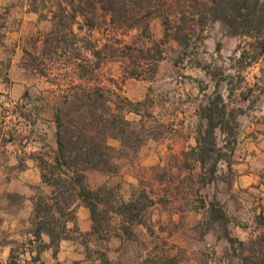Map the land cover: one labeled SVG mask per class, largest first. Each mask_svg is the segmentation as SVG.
<instances>
[{
  "label": "rangeland",
  "instance_id": "rangeland-1",
  "mask_svg": "<svg viewBox=\"0 0 264 264\" xmlns=\"http://www.w3.org/2000/svg\"><path fill=\"white\" fill-rule=\"evenodd\" d=\"M22 1L18 0L19 3ZM27 1L30 8L38 13L37 22L28 31L25 30L20 39L17 77H26L30 83L26 91L30 100L14 107L0 105V133L21 130L17 135H27V141L35 142L39 147L37 156L43 159L46 151H51L56 145L54 113L63 100L62 90H65L69 80L77 82L79 79L76 69L71 66L65 68V56L60 51L44 54V32L51 27L44 14L50 1ZM256 1L252 20L257 25L250 29V33L229 34L228 25L217 20L206 23L203 30L198 31V36H191L184 49L174 39L162 41L164 59L158 63L157 72L150 79L127 77L114 61H107L94 70L92 84L103 85L112 96L118 94L134 103L143 102L140 105L143 141L132 157L118 160L116 172L86 170V183L99 189V231L91 233V228L88 231L81 229L84 218L78 213L77 201L71 207L73 210H66L67 214L61 217L62 221L68 219L63 234L65 238L62 239L74 240L80 256H66L58 260L56 254L61 239L55 245H49L51 250L48 246L44 247L39 259H31L25 249H34L35 255V249L42 243L28 244V239L32 238L31 231L35 228L30 215L21 221L11 237L6 230L0 229L1 241L11 242L18 264L26 261L29 264L99 263L101 252L106 254L111 264H139L148 259V255L152 258L155 251L156 255H161L154 256L159 264H166L167 260L163 257L174 253L180 259L178 264H229L224 255L228 247L226 234L228 232L229 236L240 238L233 225L235 214L231 209L237 208L239 198L247 197L245 191L232 190L234 164L239 162L242 154V163L248 161L245 156L254 144L259 152L253 160L255 164L263 165L260 171L264 172V30H258L264 28V0ZM150 30L153 40L162 39L160 19L151 20ZM94 36L99 37L100 34L94 32ZM74 52L70 50L68 55ZM216 94L221 95L226 110L222 126L213 130L215 151L210 152L203 167L193 158H188L189 169L184 164L182 151L195 146L199 133L205 130L206 120L200 116L202 105ZM0 99L3 104L5 98L2 96ZM127 118L138 119V116L129 113ZM4 121H7L6 126L2 123ZM177 127L186 131L193 144L184 143L178 152L164 150L148 159L152 162L157 157V162L142 164L150 150L156 148L159 141L164 143L168 133ZM5 139L3 136L2 141ZM108 142L119 147L116 139L109 138ZM216 154H220V158L214 174H211V158ZM199 171L200 176H197ZM139 189H144L149 195L148 199L143 198L146 206L140 211V218L147 227L134 225L131 234L123 235L120 230L122 217L118 212L120 201L138 198ZM51 191L52 187L47 183L34 187L32 211L34 206L36 211V206L40 205L41 217L44 216L45 204H53ZM12 199L18 201L17 196ZM149 199L154 202L153 205L149 204ZM210 201L225 210L226 222L210 218L207 210ZM51 213L53 217H59L56 208ZM41 240L44 244L49 243V237L44 233ZM6 259L0 251V264H7Z\"/></svg>",
  "mask_w": 264,
  "mask_h": 264
},
{
  "label": "trees",
  "instance_id": "trees-1",
  "mask_svg": "<svg viewBox=\"0 0 264 264\" xmlns=\"http://www.w3.org/2000/svg\"><path fill=\"white\" fill-rule=\"evenodd\" d=\"M47 1H50V6L44 19L50 21L51 27L44 32V54L60 51L65 56V68L71 66L76 69L79 81L71 79L65 90L61 89L64 91L63 100L54 113L56 145L51 151H46L43 159L37 157L42 180L52 187L54 201L51 205L45 204L42 217L39 215L42 212L40 205L36 206L38 212L35 206L32 211L31 220L35 228L28 244L42 243L35 249V255L34 249H25L33 260L39 259L44 247L65 238L63 234L68 219L62 221L61 217L67 214L66 210H73L71 207L76 201L90 211V232L99 231V189L86 183L85 172L88 169L116 172L118 160L132 157L143 141L140 133L144 127L140 110L143 102L134 103L118 94L112 96L103 85L92 84L94 70L107 61H114L127 77L150 79L157 72L158 63L164 59L162 41L174 39L184 49L191 36H198V31H202L206 23L217 20L228 25L229 34L233 35L250 33V29L257 25L252 20L256 0ZM154 18L160 19L163 25V36L159 41L151 36L150 22ZM133 31L135 33L131 34ZM94 32L100 36H94ZM70 50L75 51L73 55H68ZM225 110L226 103L220 94L202 105L200 116L206 120V127L196 138L195 146L182 151L187 168L191 166L188 158H193L203 167L210 152L215 151L213 130L222 126ZM129 113L137 115L138 119L127 118ZM109 138L118 140L119 147L110 145ZM219 158L220 154L211 158V174H214ZM193 170L194 167L191 168ZM139 191L138 198L120 201L118 212L122 217L120 230L123 235L131 234L134 225L146 226L140 218V211L146 206L143 198L148 199L149 195L144 189ZM147 201L154 204L150 199ZM218 206L214 201L207 203L210 218L226 222L225 210ZM53 208L59 217L52 216ZM43 233L49 237V243L42 242ZM226 235L228 247L224 255L229 264H264V231L247 239L229 236L228 232ZM53 253L55 255L56 250ZM154 256L148 255V259L139 264H159ZM163 258L167 260L166 264H178L180 261L177 253ZM99 260V263L94 261L92 264L112 263L104 252L99 254ZM29 263L26 261L24 264ZM7 264H18L13 248Z\"/></svg>",
  "mask_w": 264,
  "mask_h": 264
},
{
  "label": "crops",
  "instance_id": "crops-1",
  "mask_svg": "<svg viewBox=\"0 0 264 264\" xmlns=\"http://www.w3.org/2000/svg\"><path fill=\"white\" fill-rule=\"evenodd\" d=\"M37 14L30 8L27 0L21 3L18 0H0V98L2 96L5 98V102L3 104L0 102V105L14 107L20 102L30 100L26 92L30 83L26 77H17V48L21 37L26 33L25 30L28 31L31 26L36 25ZM11 48L14 49L12 53ZM1 118L0 116V124ZM5 122L7 121L2 122L4 126H6ZM19 132L21 130H7L0 133V229L6 230L8 237L16 231L22 220L32 215L34 187L44 184L37 158L39 147L35 142L27 141V135H17ZM3 136L6 138L4 141H2ZM164 139L165 145L157 141L156 148L150 150L142 164L151 165L157 162V157L152 162H148V159L164 150L178 152L184 147V143L193 144L190 136L180 127L172 129ZM251 145L250 152L245 156L248 161L242 163L244 156L242 154L233 169L235 173L232 190L245 191L247 195L246 198L238 199L240 201L237 202L236 209H231L235 214L233 225L241 239L264 231V172L260 171L263 165L255 164L253 158L259 149L254 144ZM13 196H17L18 201L12 199ZM78 211L80 217L84 218L81 229L90 230L88 208L80 203ZM48 247L51 250V247ZM76 247L77 243L74 240L62 239L56 258L59 260L66 256L72 258L80 256L81 253ZM10 249L11 242L0 239V251L5 259H8Z\"/></svg>",
  "mask_w": 264,
  "mask_h": 264
}]
</instances>
